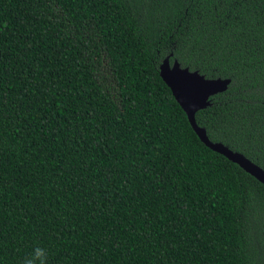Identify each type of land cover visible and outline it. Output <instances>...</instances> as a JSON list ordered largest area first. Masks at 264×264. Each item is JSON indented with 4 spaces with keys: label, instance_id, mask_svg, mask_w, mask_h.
<instances>
[{
    "label": "trees",
    "instance_id": "obj_1",
    "mask_svg": "<svg viewBox=\"0 0 264 264\" xmlns=\"http://www.w3.org/2000/svg\"><path fill=\"white\" fill-rule=\"evenodd\" d=\"M167 58L264 170V0H0V264H264V184Z\"/></svg>",
    "mask_w": 264,
    "mask_h": 264
},
{
    "label": "water",
    "instance_id": "obj_2",
    "mask_svg": "<svg viewBox=\"0 0 264 264\" xmlns=\"http://www.w3.org/2000/svg\"><path fill=\"white\" fill-rule=\"evenodd\" d=\"M167 58L160 66V75L187 117L202 142L213 151L227 157L233 163L239 165L245 172L264 184V170L246 158L244 155L234 152L221 143L210 141L204 128L198 126L196 115L199 111L210 105V98L227 91L231 80H209L198 72L184 68L175 60Z\"/></svg>",
    "mask_w": 264,
    "mask_h": 264
},
{
    "label": "clouds",
    "instance_id": "obj_3",
    "mask_svg": "<svg viewBox=\"0 0 264 264\" xmlns=\"http://www.w3.org/2000/svg\"><path fill=\"white\" fill-rule=\"evenodd\" d=\"M48 251L42 247H34L29 256H27L22 264H47Z\"/></svg>",
    "mask_w": 264,
    "mask_h": 264
},
{
    "label": "bare ground",
    "instance_id": "obj_4",
    "mask_svg": "<svg viewBox=\"0 0 264 264\" xmlns=\"http://www.w3.org/2000/svg\"><path fill=\"white\" fill-rule=\"evenodd\" d=\"M232 162V161H231Z\"/></svg>",
    "mask_w": 264,
    "mask_h": 264
}]
</instances>
